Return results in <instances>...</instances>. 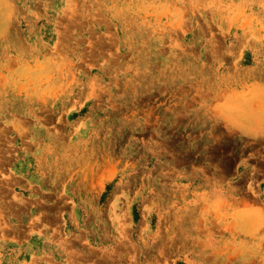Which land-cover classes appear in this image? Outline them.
I'll list each match as a JSON object with an SVG mask.
<instances>
[{
	"label": "rangeland",
	"instance_id": "374dc122",
	"mask_svg": "<svg viewBox=\"0 0 264 264\" xmlns=\"http://www.w3.org/2000/svg\"><path fill=\"white\" fill-rule=\"evenodd\" d=\"M0 264H264V0H0Z\"/></svg>",
	"mask_w": 264,
	"mask_h": 264
}]
</instances>
